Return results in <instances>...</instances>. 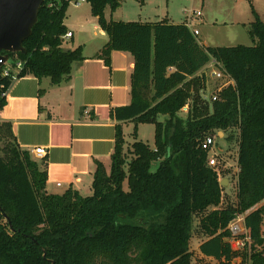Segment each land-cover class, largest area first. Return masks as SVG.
I'll list each match as a JSON object with an SVG mask.
<instances>
[{
    "label": "trees",
    "instance_id": "1",
    "mask_svg": "<svg viewBox=\"0 0 264 264\" xmlns=\"http://www.w3.org/2000/svg\"><path fill=\"white\" fill-rule=\"evenodd\" d=\"M86 2L108 38L97 58L106 66L113 51L133 58L130 102L110 111L118 124L109 166L94 162L89 195L71 187L49 194L46 163L21 149L11 123L0 118V264H192L196 217L205 237L201 257L232 264L227 227L241 214L251 239L245 259L264 264V23L252 11L253 46L213 48L200 45L184 24L106 20L104 10L114 12L119 0ZM46 4L23 42L25 54L8 57L22 63L17 79L58 85L84 58L80 48L62 49L68 2ZM211 57L234 85L207 103L196 74ZM10 86L0 76V111ZM126 122L153 124L154 148L141 141L126 148ZM219 133H229L228 140L237 133L236 203L225 207L218 170L200 147Z\"/></svg>",
    "mask_w": 264,
    "mask_h": 264
},
{
    "label": "crops",
    "instance_id": "2",
    "mask_svg": "<svg viewBox=\"0 0 264 264\" xmlns=\"http://www.w3.org/2000/svg\"><path fill=\"white\" fill-rule=\"evenodd\" d=\"M160 2L158 0L156 7L158 13L152 18L114 20L105 13L104 17L115 22L167 20L170 24H183L182 18L184 22L189 9L181 11V23H176L169 9H160ZM65 27L66 32L72 33V38L64 40L63 45L71 43L64 51L80 48L84 60L73 63L69 77L58 85H52L49 78L22 77L15 80L5 93L6 104L0 111V118L11 123L21 149H45L46 190L49 194H61L71 187L82 195H89L94 162H101L108 169L114 149L118 123L110 118V111L130 102L133 58L128 53L113 51L109 66H106L97 55L108 38L97 24L92 35L77 39L71 28ZM129 123L121 124L123 136L124 126Z\"/></svg>",
    "mask_w": 264,
    "mask_h": 264
},
{
    "label": "rangeland",
    "instance_id": "3",
    "mask_svg": "<svg viewBox=\"0 0 264 264\" xmlns=\"http://www.w3.org/2000/svg\"><path fill=\"white\" fill-rule=\"evenodd\" d=\"M157 4H159L158 0H119V7L114 12H111L107 7L104 13L106 17L111 16L114 20L136 21L147 16L152 18L155 13L157 14ZM165 8L175 16L176 23H181L179 16L183 9L200 11L202 16L193 22V28L199 33L197 41L205 47L253 46L254 42L248 34L249 26L254 20L252 11L264 23V0H161L160 9ZM95 24L97 23L91 15L88 3H82L79 7H74L70 3L66 7L63 25L71 28L75 39L83 35H92ZM69 45H71L70 42L67 45L64 44L62 49L65 50ZM11 59L16 61L17 57L13 56ZM216 86L215 82L208 81V91H212ZM134 132L136 137H133ZM124 135L126 148H130V145L135 141H141L149 148H154V125L151 123H141L135 127V124L130 122L124 126ZM229 135V133H226V136L221 134L214 139L212 154L220 160L219 168L222 167L223 172L220 182L225 180L222 185V207L236 203L237 133H233L228 140ZM157 166V162L153 163L152 171ZM263 203L264 201L261 204ZM240 216L244 217V214ZM198 222L199 219L196 217L190 241L192 264H224L203 258L198 253L197 245L205 239L198 229ZM262 234L264 237V221ZM248 252L247 249L242 252H234L235 258L232 264H248L245 259Z\"/></svg>",
    "mask_w": 264,
    "mask_h": 264
},
{
    "label": "built area",
    "instance_id": "4",
    "mask_svg": "<svg viewBox=\"0 0 264 264\" xmlns=\"http://www.w3.org/2000/svg\"><path fill=\"white\" fill-rule=\"evenodd\" d=\"M48 1V2H47ZM54 1L46 0L44 3H47L48 8H54ZM68 4H72L74 7H79L82 3H87L86 0H66ZM202 16L200 11L188 10L186 11L183 24L190 30L195 38L199 35L198 31L193 28V22ZM62 40H69L72 38L71 32H66L63 35ZM201 45V44H200ZM3 55V54H2ZM12 59L8 57L6 62L0 60V76L8 77L11 80V84L17 80V75L21 70L22 63L17 59L16 61H11ZM196 78L199 79L203 86L199 91V96L203 102L213 103L217 102L219 99L220 93L228 88L233 86V79L226 73L222 64L217 61L215 58H210V60L198 71ZM208 81L215 82L217 86L212 90L208 91ZM188 109V105H185L184 111ZM221 135L220 133L217 136H207L202 141L200 147L207 154V164L210 168L218 170L217 174L219 181H221V171L222 167L219 168L220 160L218 157L212 155L214 147V139ZM31 155L35 159L44 160L46 152L44 148H33L30 150ZM223 164V163H222ZM57 187H60V184H57ZM230 238L227 240L231 246L233 252H242L248 248L250 245L251 239L248 235V232L244 226V219L240 215L236 216L227 227Z\"/></svg>",
    "mask_w": 264,
    "mask_h": 264
},
{
    "label": "water",
    "instance_id": "5",
    "mask_svg": "<svg viewBox=\"0 0 264 264\" xmlns=\"http://www.w3.org/2000/svg\"><path fill=\"white\" fill-rule=\"evenodd\" d=\"M45 1L0 0V60L6 62L9 54H25L23 42L30 37Z\"/></svg>",
    "mask_w": 264,
    "mask_h": 264
}]
</instances>
